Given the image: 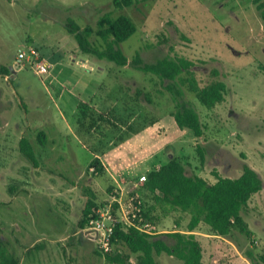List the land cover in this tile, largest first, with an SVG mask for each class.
I'll return each mask as SVG.
<instances>
[{
	"label": "rangeland",
	"instance_id": "obj_1",
	"mask_svg": "<svg viewBox=\"0 0 264 264\" xmlns=\"http://www.w3.org/2000/svg\"><path fill=\"white\" fill-rule=\"evenodd\" d=\"M114 10L113 0H0V64L12 67L20 49L34 48L50 65L42 75L28 65L0 76V235L21 264H109L95 253L100 241L78 225L88 191L106 202L113 176L129 188L151 162L178 152L188 155L189 175L211 183L213 171L235 178L244 163L264 182V22L253 0H133L122 12L137 26L121 44L130 61L137 53L146 63L186 58L201 85L214 69L220 72L228 92L213 109L184 87L185 101L205 127L200 138L171 117L167 81L82 53L65 30L68 18L95 26ZM82 104L92 117L89 131L79 128ZM22 138L32 142L38 167L21 154ZM198 145L205 149L204 165ZM96 156L103 175L89 169ZM242 215L254 247L239 232L223 241L201 224L205 264H250L244 257L250 248L264 254V187ZM158 216V233L174 231L176 222L186 229L190 221L181 211ZM157 260L182 264L166 254Z\"/></svg>",
	"mask_w": 264,
	"mask_h": 264
},
{
	"label": "trees",
	"instance_id": "obj_2",
	"mask_svg": "<svg viewBox=\"0 0 264 264\" xmlns=\"http://www.w3.org/2000/svg\"><path fill=\"white\" fill-rule=\"evenodd\" d=\"M113 4L115 10L101 15L95 26H82L76 20L68 18L64 24L66 32L76 40L82 53L121 67L132 65L136 70L159 77L162 82L167 81L165 89L174 105V111L170 115L179 129L188 130L196 138L204 136V124L198 112L185 101L184 87L204 107L213 109L224 101L228 92L220 72L214 69L211 79L201 85L193 70L194 63L186 58L165 57L146 63L137 53L130 61L122 51L121 44L136 33L137 26L122 12L133 4V0H113ZM253 4L264 22V0H253ZM13 73L11 66L0 64V76L10 78ZM79 109V128H86L88 131L93 129V123H88L92 117L87 106L82 104ZM99 121L117 127L107 117H100ZM155 123L153 121L152 125ZM131 127L129 129H132ZM45 137V132H39L38 139L41 143ZM20 152L27 161L38 167V158L29 139L20 140ZM197 153L200 163L204 165L205 149L198 145ZM149 165V169L144 172L145 183L136 193L141 196L144 215L152 222L156 234L150 235L134 226L120 224L113 236L115 252L103 255L96 250L98 256L109 264H159L157 258L162 254L181 261L182 264H205L203 246L195 233L201 224L208 227L210 234L226 239L239 232L250 242L252 248L254 247L253 231L242 213L251 199L263 190L264 182L252 167L244 163L242 173L235 178L213 171L215 181L211 183L199 175L188 174L190 160L186 151L166 157L164 161L151 162ZM89 169H94L100 175L106 172L99 156L91 161ZM88 192L89 199L78 224L81 229L86 228L91 216L105 204L97 202V196L92 190ZM108 192L110 194L112 189ZM174 211L190 215L186 229H181V225L176 222L174 231L158 233L154 225L158 214L168 216ZM252 248L245 252L244 257L250 264H264V254L256 255ZM0 264H21L19 258L10 251L9 242L2 235Z\"/></svg>",
	"mask_w": 264,
	"mask_h": 264
},
{
	"label": "built area",
	"instance_id": "obj_3",
	"mask_svg": "<svg viewBox=\"0 0 264 264\" xmlns=\"http://www.w3.org/2000/svg\"><path fill=\"white\" fill-rule=\"evenodd\" d=\"M30 66L35 74L42 75L48 72L49 64L42 58L34 48L20 49L13 61L12 69L21 72ZM94 171V169H91ZM115 186L109 194L105 204L99 207L86 225L93 239L100 241L98 251L103 255L113 254L115 245L113 236L120 224L134 226L141 232L154 235L152 222L145 217L141 196L136 190L145 183V175L133 182L129 188L124 180H118L113 176Z\"/></svg>",
	"mask_w": 264,
	"mask_h": 264
},
{
	"label": "crops",
	"instance_id": "obj_4",
	"mask_svg": "<svg viewBox=\"0 0 264 264\" xmlns=\"http://www.w3.org/2000/svg\"><path fill=\"white\" fill-rule=\"evenodd\" d=\"M156 132L158 131V133L157 134H161L163 131H164V129L162 130V128L161 129H157V130H155ZM162 131V132H161ZM149 168H147L146 170H148ZM196 233V235L198 236V238H199V236L201 235V233L200 232H198V231H196L195 232ZM212 235V234H211ZM212 236H214V237H217V238H219V239H223V241L226 239V238H223V237H218V236H215V235H212Z\"/></svg>",
	"mask_w": 264,
	"mask_h": 264
},
{
	"label": "water",
	"instance_id": "obj_5",
	"mask_svg": "<svg viewBox=\"0 0 264 264\" xmlns=\"http://www.w3.org/2000/svg\"><path fill=\"white\" fill-rule=\"evenodd\" d=\"M81 64H82L85 68H87V69L90 68V63H84V62H81Z\"/></svg>",
	"mask_w": 264,
	"mask_h": 264
}]
</instances>
